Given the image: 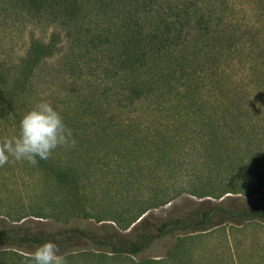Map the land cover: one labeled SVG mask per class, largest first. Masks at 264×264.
<instances>
[{
    "label": "trees",
    "instance_id": "trees-1",
    "mask_svg": "<svg viewBox=\"0 0 264 264\" xmlns=\"http://www.w3.org/2000/svg\"><path fill=\"white\" fill-rule=\"evenodd\" d=\"M16 1L39 16H52L79 57L94 62L92 67L113 83L99 92L100 103L107 107L84 99L92 125H82L81 117L64 120L75 145L58 147L36 165L59 190L52 200L53 214L57 209L87 211L83 202L98 190L96 166L102 158L111 157L115 162L105 163L125 167L127 178L123 189L106 182L97 193L113 212L109 218H97L99 223L114 222L102 224V231L90 225L69 226L68 221L65 226L33 227L22 220L14 224L1 220L0 250L33 249L51 240L69 260L78 251L90 250L109 257L137 256L161 237L264 223V199H256L264 197V118L256 119L247 104L236 106V88L224 83L223 101L201 99L197 78L205 60L211 76H219L222 83L230 76L234 55L241 56L246 47L254 52L264 36L255 40L252 31L242 38L222 35L212 14L199 6L211 0H195L184 8L172 0ZM47 51L48 47L35 45L28 52L15 84L0 60V118L4 112H17L15 99ZM245 75L250 77V71ZM112 107L115 111L110 112ZM90 129L96 131L94 137L85 135ZM189 165L196 169L187 172ZM185 177L191 179L188 186L182 182ZM184 194L199 201H190L177 217L160 222L146 217L149 210ZM116 198H135L133 208L124 210L127 216ZM108 256L99 264H105Z\"/></svg>",
    "mask_w": 264,
    "mask_h": 264
},
{
    "label": "rangeland",
    "instance_id": "rangeland-1",
    "mask_svg": "<svg viewBox=\"0 0 264 264\" xmlns=\"http://www.w3.org/2000/svg\"><path fill=\"white\" fill-rule=\"evenodd\" d=\"M172 2L184 8L191 7L195 0H172ZM199 4L206 12L212 14L211 19L214 25L226 37L236 34L242 38L241 36L247 31H252L255 40L259 34L264 36V0H211ZM53 19L47 14L39 16L21 1L0 0V60L6 70L11 72L12 84H15L14 80L20 77V65L25 63L28 52L35 45L48 47L47 57L34 68L25 89H22L15 99L18 113L12 111L2 114L0 142L18 134L19 122L23 114L42 99L56 106L64 120L69 119L70 122L81 117L82 125H92L94 122L89 116L87 106L83 108L82 103L85 98L97 105H102L103 108L107 107L104 103H100L102 99L99 92L102 94L106 88L112 87L113 83L101 70H95V67H92L94 62L90 63L87 58L79 57L78 49L70 45L73 42H69L65 37L66 32H63L61 26H58ZM196 36L197 31H194L193 37ZM255 48L256 50L252 52L253 49L247 50L246 47L241 56L234 55L233 66L228 69L230 76L224 81L221 77L222 83L219 82V76H211L212 72L207 66V61L201 60L197 74L198 96L201 99L221 102L224 98L221 96L220 86L224 88V83L226 86L236 88L234 89L236 92L233 93L234 100L237 102L236 106L247 104L255 110L256 119L264 118V42H256ZM72 49L75 52H72ZM249 71L250 77L245 75V72ZM113 110L115 111L114 107L109 111ZM92 130H86L85 135L92 133L94 137L96 131ZM79 133L81 131L75 132V134ZM102 159L103 162H98L96 166L99 179L96 181L99 185L95 187L98 190L95 189V194L85 197L86 201L83 202L87 211L63 213L57 209L54 210L55 214L51 204L59 190L56 189L53 178L40 172L36 165H30L26 161L10 160L9 163L0 167V221L14 224L22 220L33 227L65 226L67 223L69 226L80 227L90 225L96 231L102 224H113L114 222L108 220L98 222V217L106 219L113 212L110 213L112 209L109 203L104 202L101 195L97 193L106 182H115V186L123 189L122 184H126L124 180L127 178V169L116 166L114 163H105L107 158ZM192 159L195 158L191 157L190 160ZM107 161L114 160L109 157ZM101 168L102 171H100ZM194 169H196L195 166L189 165L187 172H192ZM137 175L138 173L136 177ZM185 178L187 179H183L182 182L188 186L191 184V179ZM135 198L115 199V202H121L124 217L127 216L124 210L133 208L130 203ZM256 199H264V197ZM190 201L198 202L199 198L184 194L166 206L149 210L145 215L156 222L170 216L177 217L182 209L190 205ZM41 215L42 218L38 217ZM35 249H2L0 264H30V257ZM86 252L88 253L78 251L72 256L66 255L68 258L71 256L70 260L66 259L67 257L64 258L67 264H99L103 261V256H108L96 254L91 250ZM152 257L159 258V264H264V223L252 221L244 226L226 225L196 235L161 237L150 248L137 255L136 259ZM109 258L105 264H133L135 257L115 255Z\"/></svg>",
    "mask_w": 264,
    "mask_h": 264
},
{
    "label": "clouds",
    "instance_id": "clouds-1",
    "mask_svg": "<svg viewBox=\"0 0 264 264\" xmlns=\"http://www.w3.org/2000/svg\"><path fill=\"white\" fill-rule=\"evenodd\" d=\"M72 130L61 112L47 100H40L25 112L19 122V132L0 142V167L10 160L37 165L47 160L58 147L74 146ZM30 264H67L54 241L40 244L30 257Z\"/></svg>",
    "mask_w": 264,
    "mask_h": 264
},
{
    "label": "crops",
    "instance_id": "crops-1",
    "mask_svg": "<svg viewBox=\"0 0 264 264\" xmlns=\"http://www.w3.org/2000/svg\"><path fill=\"white\" fill-rule=\"evenodd\" d=\"M130 256H132V255H130ZM135 258H134V262L132 261V263L133 264H159V262L158 261H160L159 260V258L157 259V258H151V259H144V258H142V259H136V256H134Z\"/></svg>",
    "mask_w": 264,
    "mask_h": 264
}]
</instances>
